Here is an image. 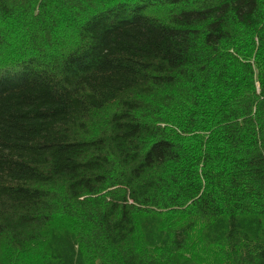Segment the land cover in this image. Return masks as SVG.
Masks as SVG:
<instances>
[{
	"label": "trees",
	"instance_id": "16d2710c",
	"mask_svg": "<svg viewBox=\"0 0 264 264\" xmlns=\"http://www.w3.org/2000/svg\"><path fill=\"white\" fill-rule=\"evenodd\" d=\"M4 238L38 264H264V0H0Z\"/></svg>",
	"mask_w": 264,
	"mask_h": 264
},
{
	"label": "rangeland",
	"instance_id": "374dc122",
	"mask_svg": "<svg viewBox=\"0 0 264 264\" xmlns=\"http://www.w3.org/2000/svg\"><path fill=\"white\" fill-rule=\"evenodd\" d=\"M19 31L20 29L10 27L9 29L7 28V31L3 33L7 40H9V42H11V44H13L15 47L17 43L22 40V35H20ZM42 255L43 252L39 250H32L30 256L28 254L26 255L17 251H12L9 249L5 238L0 240V264H38L42 260ZM217 261L218 253H213V257L209 256L204 264H217Z\"/></svg>",
	"mask_w": 264,
	"mask_h": 264
}]
</instances>
